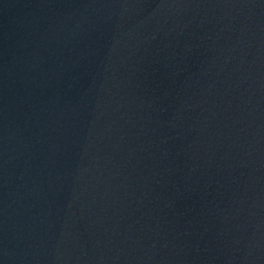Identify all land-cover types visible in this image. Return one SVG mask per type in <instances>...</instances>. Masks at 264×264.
Returning a JSON list of instances; mask_svg holds the SVG:
<instances>
[{
    "label": "water",
    "instance_id": "obj_1",
    "mask_svg": "<svg viewBox=\"0 0 264 264\" xmlns=\"http://www.w3.org/2000/svg\"><path fill=\"white\" fill-rule=\"evenodd\" d=\"M0 264H264V0H0Z\"/></svg>",
    "mask_w": 264,
    "mask_h": 264
}]
</instances>
